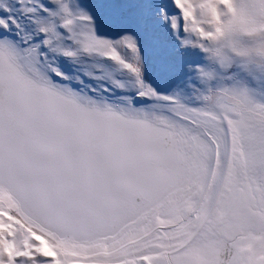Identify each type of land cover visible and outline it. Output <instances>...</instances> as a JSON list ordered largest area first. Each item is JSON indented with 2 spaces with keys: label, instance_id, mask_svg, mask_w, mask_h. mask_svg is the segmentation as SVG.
<instances>
[{
  "label": "snow or ice",
  "instance_id": "6c2138e0",
  "mask_svg": "<svg viewBox=\"0 0 264 264\" xmlns=\"http://www.w3.org/2000/svg\"><path fill=\"white\" fill-rule=\"evenodd\" d=\"M264 0H0V264H264Z\"/></svg>",
  "mask_w": 264,
  "mask_h": 264
},
{
  "label": "rangeland",
  "instance_id": "374dc122",
  "mask_svg": "<svg viewBox=\"0 0 264 264\" xmlns=\"http://www.w3.org/2000/svg\"><path fill=\"white\" fill-rule=\"evenodd\" d=\"M253 90L257 93V95L255 96V99L258 102L264 103V87H260L257 84L253 83L252 85H250Z\"/></svg>",
  "mask_w": 264,
  "mask_h": 264
}]
</instances>
